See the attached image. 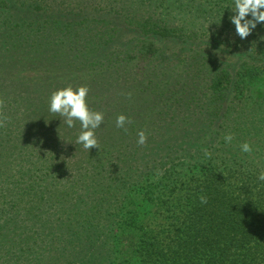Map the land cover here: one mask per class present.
I'll list each match as a JSON object with an SVG mask.
<instances>
[{
	"label": "trees",
	"instance_id": "obj_1",
	"mask_svg": "<svg viewBox=\"0 0 264 264\" xmlns=\"http://www.w3.org/2000/svg\"><path fill=\"white\" fill-rule=\"evenodd\" d=\"M131 1L117 10L89 0H0V63L12 76L0 77V264L114 263L130 194L152 175L178 183V169L184 195L167 217L176 227L145 238L137 259L264 264V126L227 127L244 110L241 77L264 61L241 56L233 68L201 54L181 93L171 79L131 85L144 73L130 62L153 56V39L183 40L139 19ZM33 67L44 77L17 73ZM67 86H87L90 108L104 113L100 149L76 145L78 127L48 111L51 93ZM121 114L131 121L126 132L115 125ZM139 131L148 137L142 146ZM245 142L251 153L241 151Z\"/></svg>",
	"mask_w": 264,
	"mask_h": 264
},
{
	"label": "rangeland",
	"instance_id": "obj_2",
	"mask_svg": "<svg viewBox=\"0 0 264 264\" xmlns=\"http://www.w3.org/2000/svg\"><path fill=\"white\" fill-rule=\"evenodd\" d=\"M96 2H100L106 9L113 6L117 10H122L120 7L126 0H89L88 4L95 6ZM230 3L231 0H132L129 10L135 11L136 15L139 14V19L149 18L150 21L153 19L155 27L158 26L167 35L178 34L176 36L182 37L183 40L179 39L176 42L166 37L153 39L155 46H152L150 51L155 54L130 62L136 74L144 73L141 79L133 74L130 84L132 85L134 81L140 84L143 82V87L147 89L152 79L155 83L171 79V85L177 84L176 91L181 93L186 77L189 78L187 71H190V65L193 64L191 57L201 54L214 57L222 65L230 64L233 68L238 66L237 58L241 56L250 59V64H263L264 25L258 26L247 39L241 40L229 22L232 13L227 7ZM0 64H2L0 77H12L7 74L4 63ZM12 64L13 68L22 69L17 62L13 61ZM262 70L253 75L248 71L246 76L241 77L243 90L239 99L243 100L244 110L231 115L227 127H231L233 123L249 125L251 121L264 126V68ZM17 73L33 79L45 75L41 67L20 70ZM56 73L58 71L46 74ZM117 93L114 90V94ZM111 96L113 93L110 94V98ZM149 98V94H146L145 99ZM184 174L185 172L180 169L172 173L173 177L182 178L178 183L163 179L161 174L152 175L130 194L118 229V241L122 250L112 264H142L141 259H137L140 243L147 237L161 240L163 235L176 227V223L172 224L173 221L167 217L176 200L184 195L182 182Z\"/></svg>",
	"mask_w": 264,
	"mask_h": 264
},
{
	"label": "clouds",
	"instance_id": "obj_3",
	"mask_svg": "<svg viewBox=\"0 0 264 264\" xmlns=\"http://www.w3.org/2000/svg\"><path fill=\"white\" fill-rule=\"evenodd\" d=\"M227 9H230L232 13L229 16V22L234 26L235 34L241 40L247 39L258 26L264 25V0H231ZM89 93L90 89L87 86L76 88L67 86L53 91L48 100V111L58 114L62 118L63 125H66L68 129L78 127L75 144L86 150L99 148L97 130L102 127L105 120L103 112L93 111L90 108ZM129 123L131 121L126 115L121 114L116 117V127L125 132ZM147 139L144 131L137 133L138 145H145ZM232 140L231 134L225 135V143L230 144ZM240 149L243 153H251L253 146L245 142L240 146ZM257 180L264 182V171L258 173ZM200 201L202 204L208 202L203 195L200 197Z\"/></svg>",
	"mask_w": 264,
	"mask_h": 264
}]
</instances>
